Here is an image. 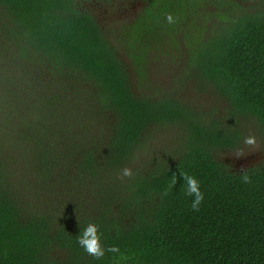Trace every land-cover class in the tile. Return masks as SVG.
I'll return each instance as SVG.
<instances>
[{"label":"trees","instance_id":"obj_1","mask_svg":"<svg viewBox=\"0 0 264 264\" xmlns=\"http://www.w3.org/2000/svg\"><path fill=\"white\" fill-rule=\"evenodd\" d=\"M91 1L0 0V264H264V1L145 0L172 36L152 57L178 65L167 86ZM89 223L99 260L77 243Z\"/></svg>","mask_w":264,"mask_h":264},{"label":"rangeland","instance_id":"obj_2","mask_svg":"<svg viewBox=\"0 0 264 264\" xmlns=\"http://www.w3.org/2000/svg\"><path fill=\"white\" fill-rule=\"evenodd\" d=\"M100 1H102L103 3H99L95 6L98 7L97 14L100 20V24L106 32L104 33L105 36L107 38L109 37V40L111 39L110 36L114 38L117 41L119 48V42H121V48L119 51L121 52V54L126 55L127 61L129 60L130 55L133 52L141 57L140 64L142 67L140 68L137 66L138 69H136V75L139 74V69L145 68L147 70V68H149L148 75L150 76V79L153 81L160 80L167 86L171 79V74L169 73V71L177 70L178 65H173L163 71V66L165 65V63L159 65L158 61L154 59L155 57L160 56H157V53L154 55L153 51H159L161 47L168 45L169 40L172 38V36L168 32H165L160 28L157 21L153 18V16L157 15V11L154 10V15L152 17L148 16L147 9H149L150 7L149 5H147V2L145 0H142V2L141 0H114L115 3L113 4L107 3L108 0ZM258 2L262 4V1L258 0ZM258 2H256L255 4H258ZM82 3L84 4V6L86 4L87 6H89V8L92 9V1L91 3H86V0H83ZM249 4L250 3H248L247 6ZM140 14L141 18H143L144 23L146 24V26L142 28L132 23L140 17ZM126 23H128V25H125ZM121 26H124L122 29L123 35L121 34V39H117L118 29ZM163 59L166 58L163 57ZM183 62L184 61L177 60V63L180 65H182ZM134 65L135 64H133V66ZM190 95L192 98L196 96L194 93H190ZM215 98L218 102L220 101V109L222 111V107L224 105L223 100L221 98ZM223 113L224 112H222V114ZM241 127L243 128L242 125ZM244 128L245 130L251 131L250 133H248V135L257 138L256 141L257 144H259V140L261 137H257L256 135L261 133V129L259 128L258 124L252 118H250L247 123H244ZM254 131H258V133H253ZM176 132L177 131H174V129H167L161 131L159 135H165L170 139L172 136H174V134L176 135ZM255 153L257 155L259 154V151L253 150L247 152L245 155L240 156V161L248 165L247 160H250V155ZM229 155H232V153H230Z\"/></svg>","mask_w":264,"mask_h":264},{"label":"clouds","instance_id":"obj_3","mask_svg":"<svg viewBox=\"0 0 264 264\" xmlns=\"http://www.w3.org/2000/svg\"><path fill=\"white\" fill-rule=\"evenodd\" d=\"M168 23H174V18L171 14H168L166 17ZM244 145L248 147L250 150H257V141L254 136H248L244 139ZM247 151V152H249ZM243 149L237 150L234 155L236 157L243 156L247 153ZM133 175L132 170L128 167H125L120 170V178L123 179L125 177L131 178ZM181 177L183 179V191L184 195L188 197H192L191 208L193 211H199L200 205L204 200V194L200 190V183L194 177L190 176L187 173H181ZM241 179L244 183H251V178L247 175L246 171L241 174ZM177 184V177L175 174L171 177V183L169 187H174ZM167 195V191L164 193ZM100 233L98 230V226L94 223H89L86 228H84L80 234L77 236V243L79 246L90 256L99 260L102 259L105 255V248L100 243ZM110 252L119 251L115 246L107 249Z\"/></svg>","mask_w":264,"mask_h":264}]
</instances>
